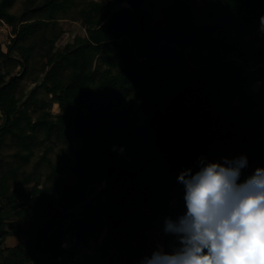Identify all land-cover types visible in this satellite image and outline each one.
Segmentation results:
<instances>
[{
  "label": "trees",
  "instance_id": "trees-1",
  "mask_svg": "<svg viewBox=\"0 0 264 264\" xmlns=\"http://www.w3.org/2000/svg\"><path fill=\"white\" fill-rule=\"evenodd\" d=\"M17 1L0 0L15 34L0 44V264H142L159 248L148 232L187 211L182 172L242 155L240 182L264 168V45L242 40L264 29V0H203L201 16L172 0L154 26L159 0H25L14 13ZM72 8L86 34L58 47Z\"/></svg>",
  "mask_w": 264,
  "mask_h": 264
},
{
  "label": "clouds",
  "instance_id": "clouds-1",
  "mask_svg": "<svg viewBox=\"0 0 264 264\" xmlns=\"http://www.w3.org/2000/svg\"><path fill=\"white\" fill-rule=\"evenodd\" d=\"M247 164L242 155L182 172L187 211L164 229L179 246L160 247L142 264H264V168L240 182Z\"/></svg>",
  "mask_w": 264,
  "mask_h": 264
},
{
  "label": "rangeland",
  "instance_id": "rangeland-1",
  "mask_svg": "<svg viewBox=\"0 0 264 264\" xmlns=\"http://www.w3.org/2000/svg\"><path fill=\"white\" fill-rule=\"evenodd\" d=\"M80 1L81 0H76V2H80ZM111 1H112L111 7L113 10H116L122 6V4L118 3L117 0H111ZM171 1L172 0H159V2H157L155 5L149 7V12H150L149 23L151 26L165 25L166 24L167 14L165 12L164 7L168 3H170ZM195 2H196L198 15L201 16L203 13V10L205 8L204 1L203 0H195ZM24 5H25V0H18L16 2V4L14 5V7L12 8V11L14 13H20L24 9ZM75 14H76L75 8L70 9L68 11V13L59 14L60 22L63 25L66 33L58 41V43H57L58 47H63L65 45V43H67L68 41H73L76 35H85L86 34L85 27L82 25L81 21L76 20L74 18ZM14 36H15V34L12 30V26L8 25L5 22H0V44H1V47L3 48V50H7L8 45L12 41V38ZM242 40L245 42L251 41L255 45L263 46L264 45V29L262 28L261 24L259 23L256 27H254L252 32L249 33L248 35L242 36ZM42 62H43L42 59H39L36 62L34 61V64H35L34 71H32L30 73V75L25 78V80L23 82L24 83L23 90H25L26 93H29L31 88L34 87L36 84H38L42 80V77L44 75V73H42L40 71V69L42 67ZM258 65H261L260 61L254 60L252 63V66L257 67ZM19 71H20V67H16L13 72L18 73ZM260 83L261 82L256 83L254 87L256 89H258L260 87ZM151 94L153 95V97L151 96ZM162 97H163L162 93L157 91L156 89L151 90L149 93H147L143 99V104L145 107L144 113H147L148 111H150L156 105L155 101L156 100L161 101ZM51 109L53 111H60L59 108H56V107L54 108V106H51ZM38 114H39V111H34V116H37ZM1 121H2V117L0 115V123H1ZM74 144L75 145L77 144L76 140L74 141ZM9 148L10 147L5 146L4 152L7 154L11 153L12 151ZM59 151H60V147L56 148L54 150V152L51 153V157L54 159L55 162L59 158V154H58ZM41 154H42V150L38 151L35 154V156H33L32 161L30 163H28L26 166V169L28 171H30L32 169L33 164L35 163V161H37V159L39 158V156ZM47 170L48 169L46 168L44 171H47ZM42 179H44V178H42ZM102 187H103V185L99 184V183H96L95 185H93L89 191V194L87 195V199L92 200L98 194V192L100 191V189ZM84 207H85V205L83 204V205L79 206V209H82ZM29 225H30V221H28L26 223L25 227H28ZM148 233L151 237H153L157 241L159 248L162 247L164 250H165V248H164L165 245L173 244L174 239H175L173 236H172V238H169V239L166 238V234L162 230V227H157L156 230L149 231ZM18 241H19V236L14 234V235L7 238V240L5 242V246H13V245L17 244ZM178 246H179V243L177 244V242H175L171 251L175 247H178ZM69 264H73V263H69Z\"/></svg>",
  "mask_w": 264,
  "mask_h": 264
}]
</instances>
